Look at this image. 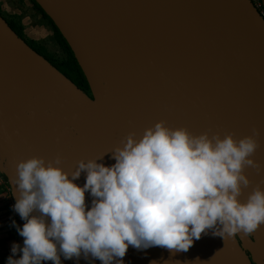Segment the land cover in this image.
<instances>
[{
	"label": "water",
	"instance_id": "95a60500",
	"mask_svg": "<svg viewBox=\"0 0 264 264\" xmlns=\"http://www.w3.org/2000/svg\"><path fill=\"white\" fill-rule=\"evenodd\" d=\"M33 1L91 96L0 16L1 174L39 264H264L251 0Z\"/></svg>",
	"mask_w": 264,
	"mask_h": 264
},
{
	"label": "rangeland",
	"instance_id": "374dc122",
	"mask_svg": "<svg viewBox=\"0 0 264 264\" xmlns=\"http://www.w3.org/2000/svg\"><path fill=\"white\" fill-rule=\"evenodd\" d=\"M0 16L6 22H12L24 40L34 43L50 55L52 59L63 61L67 53L57 44L55 31L49 20L43 17L34 7L31 0H0ZM3 164L0 162V165ZM3 184L6 180L1 177ZM3 186H0V193ZM5 200L0 196V259L6 260L8 255L4 252V242L8 237L15 236L9 223V214L4 206ZM19 238V237H18ZM23 238L21 239V241ZM24 241L21 242L22 250H25ZM2 260V261H3ZM10 262V261H9Z\"/></svg>",
	"mask_w": 264,
	"mask_h": 264
},
{
	"label": "trees",
	"instance_id": "16d2710c",
	"mask_svg": "<svg viewBox=\"0 0 264 264\" xmlns=\"http://www.w3.org/2000/svg\"><path fill=\"white\" fill-rule=\"evenodd\" d=\"M31 2L33 3L34 7L40 12V14L47 18L44 13L41 11V9L34 3L33 0H31ZM48 19V18H47ZM49 20V19H48ZM50 24L52 25L54 31H55V35H56V42L57 44L67 53V57L65 60L63 61H58V60H54L52 59V57L50 55H48L47 53H45L43 51V49H41L40 47L36 46L34 43L31 42H27L26 40L23 39L19 28L15 27V25L12 22H6L8 24V26L20 37L22 38L26 44L31 47L36 53H38L39 55H41L44 59H46L52 66H54L59 72H61L65 77H67L73 84H75L79 89H81L82 91L88 93V87L86 85L85 79L75 61V59L73 58V55L70 51V49L68 48L66 42L64 41V39L61 37V35L59 34V32L57 31V29L53 26V24L51 23V21H49ZM1 177L3 179L4 176L1 174ZM6 180V179H5Z\"/></svg>",
	"mask_w": 264,
	"mask_h": 264
},
{
	"label": "built area",
	"instance_id": "2783aa9c",
	"mask_svg": "<svg viewBox=\"0 0 264 264\" xmlns=\"http://www.w3.org/2000/svg\"><path fill=\"white\" fill-rule=\"evenodd\" d=\"M253 6L256 8L258 13L262 18H264V8L262 7V4L259 0H251ZM0 186H3L1 189L0 196L2 199L5 200V208L6 211L13 217L15 220H17L16 223H19V229L22 231L23 241L25 244V248L30 252V256H26L25 263L24 264H39V262L36 259L35 252L28 234V223L26 217L23 215V213L19 210L17 205L15 204L12 195L11 190L9 188L8 183L5 184L2 183L0 179ZM61 213L65 214V212L61 209Z\"/></svg>",
	"mask_w": 264,
	"mask_h": 264
},
{
	"label": "crops",
	"instance_id": "0c3cea01",
	"mask_svg": "<svg viewBox=\"0 0 264 264\" xmlns=\"http://www.w3.org/2000/svg\"><path fill=\"white\" fill-rule=\"evenodd\" d=\"M259 1L262 4V7L264 8V1ZM9 219V223L11 224V228L15 236L8 237L7 240L4 242V252L8 255V257L6 258V260L2 259L3 261L0 259V264H24L25 258L30 254V252L26 248L25 250H22L21 242L23 240L21 241V239L23 238V236L22 231L19 229V226H17L19 225V223H16L17 220H15V218H13L10 214Z\"/></svg>",
	"mask_w": 264,
	"mask_h": 264
},
{
	"label": "bare ground",
	"instance_id": "6f19581e",
	"mask_svg": "<svg viewBox=\"0 0 264 264\" xmlns=\"http://www.w3.org/2000/svg\"><path fill=\"white\" fill-rule=\"evenodd\" d=\"M0 159H1V156H0ZM0 167H1V170L2 171H5L6 170V167L3 164H1ZM62 264H73V263H71V262H63Z\"/></svg>",
	"mask_w": 264,
	"mask_h": 264
},
{
	"label": "flooded vegetation",
	"instance_id": "af4514ba",
	"mask_svg": "<svg viewBox=\"0 0 264 264\" xmlns=\"http://www.w3.org/2000/svg\"><path fill=\"white\" fill-rule=\"evenodd\" d=\"M85 93H86V92H85ZM86 94H87V96H88V97H90V98H91L89 91H88V93H86Z\"/></svg>",
	"mask_w": 264,
	"mask_h": 264
}]
</instances>
